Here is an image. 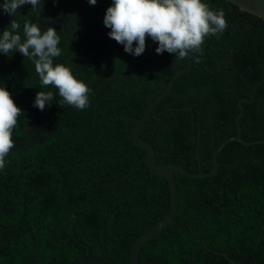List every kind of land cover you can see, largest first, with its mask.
Wrapping results in <instances>:
<instances>
[{"label": "trees", "instance_id": "obj_1", "mask_svg": "<svg viewBox=\"0 0 264 264\" xmlns=\"http://www.w3.org/2000/svg\"><path fill=\"white\" fill-rule=\"evenodd\" d=\"M203 2L223 9L227 29L205 37L203 55L192 58L140 132L156 162L192 173L212 170L213 150L237 134L241 98L250 100L242 101V137L264 138V18L228 0ZM112 3L47 0L44 18H63L73 33L94 32ZM36 12L29 5L13 18L22 36L25 20L37 23ZM48 27L60 37L54 66L70 67L89 87V106L61 105L58 89L41 86L31 59L0 53V87L23 110L0 169V264H68L87 254L85 244L110 264H132L136 239L168 212L170 189L142 160L146 150L123 116L143 117L188 59L158 55L150 37L142 55L126 53L106 26L77 38L57 22L41 31ZM39 91L54 94L43 111L33 106ZM217 159L210 176L175 171L177 213L144 243L141 264H232L216 250L238 264H264V143L231 141Z\"/></svg>", "mask_w": 264, "mask_h": 264}, {"label": "clouds", "instance_id": "obj_2", "mask_svg": "<svg viewBox=\"0 0 264 264\" xmlns=\"http://www.w3.org/2000/svg\"><path fill=\"white\" fill-rule=\"evenodd\" d=\"M96 5L97 0H88ZM30 4L40 10L41 0H3V14L15 16L22 5ZM223 9L211 10L203 0H113L104 16V25L111 29L108 36L123 45L126 53L136 57L146 50V37L158 43V55L165 51L175 54V60L192 59L203 55L205 37L218 36L227 29ZM10 28V30H9ZM20 24L13 19L9 27L0 34V53L19 52L31 59L39 75L41 86H54L67 104L78 110L89 106V87L76 79L70 67L54 66V58L61 56L58 47L60 37L53 27L43 32L37 23L25 20L23 36ZM54 98L52 91H39L34 107L43 111ZM23 110L16 105L11 94L0 87V169L5 167V157L14 147L12 133Z\"/></svg>", "mask_w": 264, "mask_h": 264}, {"label": "water", "instance_id": "obj_3", "mask_svg": "<svg viewBox=\"0 0 264 264\" xmlns=\"http://www.w3.org/2000/svg\"><path fill=\"white\" fill-rule=\"evenodd\" d=\"M46 1L47 0H41V8L40 10L36 12V21L37 24L40 26L41 30L48 25L52 24L53 22L59 23L64 33L70 37V38H77V37H95V35L102 30V28L105 26L104 24L99 28V30L94 32H76L73 33L69 30L67 26V22L58 16H54L48 19L44 18V13L46 9ZM234 4H236L240 9L251 12L253 14H256L262 18H264V0H228ZM30 4L22 5L20 8L17 9L16 15L20 13L23 9L28 7ZM15 15V16H16ZM15 16H10L4 14L3 18L0 21V34L3 32V30L6 28L7 24L11 19H13ZM192 68V59H188L187 65L175 72L167 85V87L163 90V92L158 95L147 107L143 117L139 118L134 115H124L123 117L128 121H132L133 125L131 128V136L133 138V141L140 147L146 150V154L144 158L142 159L149 170L157 175L162 176L166 181L168 182L169 189H170V206L169 210L166 213V215L158 221L156 224L151 226L148 230H146L144 233H142L135 241L132 251H131V263L132 264H141L140 263V250L144 243L149 240L154 235L161 232L163 229L169 226V224L173 221L175 218V215L178 210V204H179V193H178V186L177 181L175 178V171L178 170L182 173H184L186 176L197 178V177H206L215 174L220 166V163L217 159V154L226 146L227 143L231 141H238L243 145H254L259 143H264V138L255 139V140H246L242 137V128L240 125V117L243 115V105L242 101H250L246 98H241L239 100V107H240V113L236 117V123L238 132L236 135L228 137L225 139L218 147H216L213 150L212 153V159L214 167L210 171H198L196 173H192L185 169L181 164L174 163V162H156V150L153 146V144L143 138L140 135L141 130L143 129L146 122L149 120L150 114L153 110V108L156 106V104L163 99L172 89L175 81L177 78L183 74L184 72L188 71ZM198 149V145L196 146ZM198 153V151H197ZM74 238L77 239L76 235H74ZM88 248L87 254L80 256L78 258H75L71 260L68 264H110L107 262V260L101 258L100 256L94 255L90 249V247L85 244ZM217 253H220L224 255L232 264H238L233 258L230 257V255L225 251H219L216 250Z\"/></svg>", "mask_w": 264, "mask_h": 264}]
</instances>
